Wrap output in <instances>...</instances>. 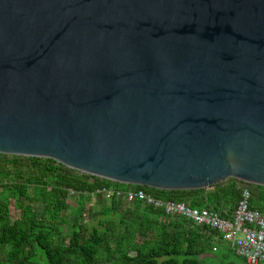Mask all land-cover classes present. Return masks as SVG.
I'll use <instances>...</instances> for the list:
<instances>
[{
    "label": "water",
    "instance_id": "water-1",
    "mask_svg": "<svg viewBox=\"0 0 264 264\" xmlns=\"http://www.w3.org/2000/svg\"><path fill=\"white\" fill-rule=\"evenodd\" d=\"M0 153L264 186V0H0Z\"/></svg>",
    "mask_w": 264,
    "mask_h": 264
},
{
    "label": "trees",
    "instance_id": "trees-1",
    "mask_svg": "<svg viewBox=\"0 0 264 264\" xmlns=\"http://www.w3.org/2000/svg\"><path fill=\"white\" fill-rule=\"evenodd\" d=\"M104 187L143 189L191 207L228 211L249 187L251 207L264 213V186L236 178L166 190L101 178L52 158L0 153V264H207L203 255L226 242L210 227L163 207L97 194Z\"/></svg>",
    "mask_w": 264,
    "mask_h": 264
},
{
    "label": "built area",
    "instance_id": "built-area-1",
    "mask_svg": "<svg viewBox=\"0 0 264 264\" xmlns=\"http://www.w3.org/2000/svg\"><path fill=\"white\" fill-rule=\"evenodd\" d=\"M74 191H71L73 194ZM97 194L106 198L114 195L125 202L142 200L163 207L166 213L187 218L196 224L208 226L228 242L234 252L247 264H264V213L251 207L252 192L244 187L237 206L233 210H213L208 207H191L185 202L164 200L143 189L123 192L104 187Z\"/></svg>",
    "mask_w": 264,
    "mask_h": 264
},
{
    "label": "rangeland",
    "instance_id": "rangeland-1",
    "mask_svg": "<svg viewBox=\"0 0 264 264\" xmlns=\"http://www.w3.org/2000/svg\"><path fill=\"white\" fill-rule=\"evenodd\" d=\"M99 201L98 196H94L93 202H94V209L97 205V202ZM74 202V200L72 201ZM42 204L37 203L35 205V212L38 216L42 215ZM12 212H14V205L12 206ZM95 212V211H94ZM217 244V243H216ZM229 248L228 243L221 244V248L214 251H207L203 257L207 264H245L243 258L239 255H237L233 250H228V253L226 252Z\"/></svg>",
    "mask_w": 264,
    "mask_h": 264
},
{
    "label": "crops",
    "instance_id": "crops-1",
    "mask_svg": "<svg viewBox=\"0 0 264 264\" xmlns=\"http://www.w3.org/2000/svg\"><path fill=\"white\" fill-rule=\"evenodd\" d=\"M215 240H216V242L218 243V241H219L218 238H215ZM219 245H221V244L218 243V246H219ZM228 245H229V244H228ZM220 248H221V247L219 246L218 249H220ZM214 249L216 250V247H215ZM246 263H247V262H246Z\"/></svg>",
    "mask_w": 264,
    "mask_h": 264
}]
</instances>
